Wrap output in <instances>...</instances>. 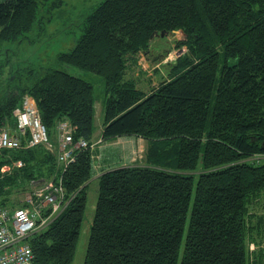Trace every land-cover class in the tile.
Instances as JSON below:
<instances>
[{
  "label": "trees",
  "instance_id": "obj_1",
  "mask_svg": "<svg viewBox=\"0 0 264 264\" xmlns=\"http://www.w3.org/2000/svg\"><path fill=\"white\" fill-rule=\"evenodd\" d=\"M62 1L0 0V129L15 126L30 94L54 144L65 119L93 144L95 86L76 69L104 80L102 139L149 142L145 164L100 175L84 264H264V0H103L78 14L79 37L54 64L24 56ZM174 30L187 51L145 90L137 55ZM58 153L0 150L1 205L36 182L65 188L61 209L28 238L34 264H72L86 216L92 149L66 168Z\"/></svg>",
  "mask_w": 264,
  "mask_h": 264
},
{
  "label": "rangeland",
  "instance_id": "obj_2",
  "mask_svg": "<svg viewBox=\"0 0 264 264\" xmlns=\"http://www.w3.org/2000/svg\"><path fill=\"white\" fill-rule=\"evenodd\" d=\"M103 0H65L60 2V7L56 8L59 17L53 22L48 23L46 31L42 38H40L39 49L36 51L26 49L22 46L23 55L29 52H35V56L42 58L46 63L54 64L57 53L60 51L70 50L76 43L80 30L76 26L78 14L84 11H89L91 8L98 5ZM74 23V25H72ZM184 35L181 30H174L172 32L162 35H156L151 42L150 52L141 51L138 56V66L135 68V75L145 76V82L151 79V82L143 81L141 77L140 86L145 90L156 87L163 79L165 69L164 65L175 60L178 56L187 51L186 47L177 48L176 42L181 41ZM29 50V51H28ZM34 54V53H33ZM39 54V55H37ZM25 56V55H24ZM73 73H80L83 76L90 78L94 83L95 92L97 95L96 112L94 118V135L93 141L95 145L92 151L95 152L93 156V174L88 187V201L86 216L84 219L80 239L76 250V256L72 264H84L87 244L90 234V225L95 213V207L98 197L99 177L107 170L116 169L128 165H138L146 163V154L148 141L142 137L137 136H124L118 137L113 140H104L101 137V129L103 127L104 117V98H105V83L101 76L90 73L82 72L76 69H70ZM144 73V74H143ZM153 82V83H152ZM99 130V132H98ZM98 140V141H97ZM55 141V139H54ZM55 147V145H54ZM97 151V152H96ZM5 170L8 169L4 168ZM4 170V171H5ZM40 184V183H35ZM34 184V185H35ZM34 185H28L25 188L14 189L11 193V200L15 201L18 205L24 198L27 191H31ZM24 192V193H23ZM264 209V198L259 208V211ZM251 246H255L254 244Z\"/></svg>",
  "mask_w": 264,
  "mask_h": 264
},
{
  "label": "built area",
  "instance_id": "obj_3",
  "mask_svg": "<svg viewBox=\"0 0 264 264\" xmlns=\"http://www.w3.org/2000/svg\"><path fill=\"white\" fill-rule=\"evenodd\" d=\"M14 115L15 126L8 123L0 129V150L33 147L48 140V129L32 95L24 96L22 106L14 110ZM57 137L60 144L58 158L63 168L75 160L76 150L89 147L88 140L74 139V126L67 119L57 125ZM15 164L22 162L19 160ZM4 168L7 166L3 171ZM65 201V188L59 178L58 182L35 184L25 193L22 206L0 204V264H34L35 256L28 238L46 226ZM47 209L50 212L43 216Z\"/></svg>",
  "mask_w": 264,
  "mask_h": 264
},
{
  "label": "bare ground",
  "instance_id": "obj_4",
  "mask_svg": "<svg viewBox=\"0 0 264 264\" xmlns=\"http://www.w3.org/2000/svg\"><path fill=\"white\" fill-rule=\"evenodd\" d=\"M43 122V121H42ZM60 122H58V124H59ZM42 144H45V145H47L48 147H54V145H53V143L51 142V138H50V134H49V132H48V140L46 141V142H44V143H42ZM57 145H59L60 146V144H59V141H58V144ZM89 147H93V144H90L89 143Z\"/></svg>",
  "mask_w": 264,
  "mask_h": 264
},
{
  "label": "crops",
  "instance_id": "obj_5",
  "mask_svg": "<svg viewBox=\"0 0 264 264\" xmlns=\"http://www.w3.org/2000/svg\"><path fill=\"white\" fill-rule=\"evenodd\" d=\"M102 131H103V127H102V129H101V131H100L101 134H102ZM98 132H99V130H98ZM54 139H55L56 143L54 144L52 140H51V142L53 143V145H55V146L57 147V144H58V141H59L57 135H55ZM97 141H98V140H97ZM94 145H95V141H93V146H94ZM96 152H97V151H96ZM92 153H93V156H94V155H95V152L92 151ZM95 157H96V155H95ZM94 167H95V165H94Z\"/></svg>",
  "mask_w": 264,
  "mask_h": 264
},
{
  "label": "water",
  "instance_id": "obj_6",
  "mask_svg": "<svg viewBox=\"0 0 264 264\" xmlns=\"http://www.w3.org/2000/svg\"><path fill=\"white\" fill-rule=\"evenodd\" d=\"M162 35H164V33H162Z\"/></svg>",
  "mask_w": 264,
  "mask_h": 264
}]
</instances>
